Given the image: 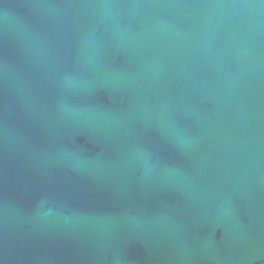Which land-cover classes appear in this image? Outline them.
Here are the masks:
<instances>
[{"label":"water","instance_id":"water-1","mask_svg":"<svg viewBox=\"0 0 264 264\" xmlns=\"http://www.w3.org/2000/svg\"><path fill=\"white\" fill-rule=\"evenodd\" d=\"M0 264H264V0H0Z\"/></svg>","mask_w":264,"mask_h":264}]
</instances>
